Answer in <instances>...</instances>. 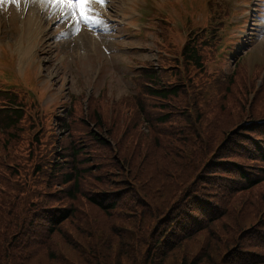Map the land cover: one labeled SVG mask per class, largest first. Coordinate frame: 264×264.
Segmentation results:
<instances>
[{
  "label": "trees",
  "instance_id": "1",
  "mask_svg": "<svg viewBox=\"0 0 264 264\" xmlns=\"http://www.w3.org/2000/svg\"><path fill=\"white\" fill-rule=\"evenodd\" d=\"M183 51L186 60L196 67L202 66L197 49L188 47ZM146 66L148 69L140 71L139 91L115 101L111 112L108 103L98 99L89 103L90 109L87 114L83 112L79 100L72 101L65 113V115L68 113L69 118L63 125V132L61 124L63 122L58 120V125L61 127L60 135L52 137V141L56 142V154L52 164L40 161V158H46L48 153L46 149L37 148V160H34L36 168L61 176V184L65 186L63 193L67 197L66 204L45 210L25 206L24 201L15 194L20 188L21 179L19 180L17 174L7 167V162L0 158V183L4 181L7 185L4 190L6 194L0 197L2 207L0 219L10 220L14 228V232L8 236L11 245L0 242V264H71L70 262L94 264L90 257L94 253L98 258L102 249L97 237H94L92 243H85V247L84 243H81L79 260L73 257L69 230L79 221L75 219L78 211L76 205L78 196L85 197L111 220L121 221V213L138 214L139 218L132 221L131 229L145 225L146 233L142 234L141 244L149 246V242H152L150 251L153 252L154 259L149 257L151 254L143 250L139 251L141 253L139 255L135 246L138 234L133 231L134 234L130 235L133 242L129 245L132 246V252L135 248L134 253L138 254L137 261H131L133 264H161L167 256L173 254H175L174 259L170 264H264V251L263 254L250 252L249 256L246 244L238 239L242 230L244 232L256 223L264 225V214L258 219L264 207L258 209L254 220L248 226L244 218L248 196L241 197L235 213L230 210L231 201L228 196L233 198L238 192H252L256 188L259 191L262 189L260 192L264 197V187L259 186L264 183V167L261 168L264 165V136L257 145L245 134L242 137L250 143L252 150L246 154L240 151L245 161H236L235 166L228 164L224 169V173L229 174L232 185L227 183L223 185L226 193L229 194L225 203L218 200L221 205L216 210H212L211 205H218L217 202H212L217 200L218 190L215 189L217 182L211 181L210 175L205 170L199 174L196 181L195 177L190 181L184 174V168H178L174 162L168 169H159V172L149 169L151 168L149 163L146 164L148 168L146 166L141 168L130 156H126L125 146L130 143L136 144L137 139L142 135L152 143L164 136L178 138L182 133L190 137H198L202 134L203 118L210 109L207 94L202 91L206 88L204 78H199L198 83L202 84H197L191 76L182 75L179 69L166 70L150 63ZM238 70L237 68L231 73L222 71L215 81L214 85L218 91H221L222 96L226 94L222 100H217L219 103L227 97L240 94L241 90L245 89L242 82L235 83ZM241 75L246 85V74L241 71ZM9 97L14 98L12 95ZM76 103L80 105L79 108ZM23 116L20 110L10 108L1 110L2 134L9 135L15 132L13 136H17L20 129L19 121ZM90 122L95 123V126L92 127ZM247 127L245 126L240 133L257 128L255 125ZM77 131L81 133L76 136ZM238 131L237 135L240 134ZM13 136L1 138L3 141L6 140L5 146L10 145ZM26 149L32 159L35 153L29 147ZM102 162L106 167H110V162L116 163L118 168L123 166L126 181L130 185L125 184L130 188L127 198H122V190H116L113 199L108 197L98 199L96 195L84 194L79 190V181L86 176H92L94 173L93 179L96 182L95 174ZM132 177L138 182L134 183ZM97 179L101 178L98 176ZM186 183L190 186L179 188L180 184ZM132 188L136 191H132ZM213 188L215 191L210 192ZM94 190L96 194L110 193L97 188ZM2 191L0 188V194ZM113 231L118 235L123 234L120 228H114ZM254 231L253 229L249 233ZM256 233L260 234L258 230ZM194 237L198 239L200 252L192 256L187 252L182 253L186 243L192 241ZM216 239H220L217 242L222 245L219 251L212 241ZM258 241L259 244L256 246L264 247V234ZM75 246L79 247L76 244ZM123 251L118 256L127 258L128 251H125V248ZM58 253L62 254L60 258ZM157 256L163 258L160 260ZM212 258H215L214 261ZM65 259L66 262L62 261ZM113 262L118 264L116 261ZM106 263L109 264L106 260L102 262L97 259L95 264Z\"/></svg>",
  "mask_w": 264,
  "mask_h": 264
},
{
  "label": "rangeland",
  "instance_id": "2",
  "mask_svg": "<svg viewBox=\"0 0 264 264\" xmlns=\"http://www.w3.org/2000/svg\"><path fill=\"white\" fill-rule=\"evenodd\" d=\"M119 1L120 0H107L106 6L95 4L94 7L97 8V6H101L105 8L109 14H112L117 12ZM155 1L156 0H153V2ZM244 1L247 2L248 0ZM35 4L41 7L39 0H30L29 5L36 6ZM15 7L16 5H13V8H9L8 0L7 2L0 3V32L2 28H4L6 32L10 30L13 37L21 32V26L16 22V16L19 11H17L13 18ZM43 10L49 15V10L46 7H43ZM260 10L261 17L258 18L257 21L251 20L253 18L252 13L249 14L250 16H248V20H246L244 18L248 13L246 10H241V15L235 20L243 24L235 29V33L240 34L242 37L238 38V40H243V44H236V39H234L231 44L232 46L236 44L235 48L243 50L241 54H244L243 63L246 66L247 64L249 66L253 65V67L255 65H260L264 60V0H262ZM154 11L155 9L152 8L149 13L152 14ZM141 13L140 11V14ZM52 18L54 21L58 20L57 15H53ZM52 18H50V21H53ZM232 19H235V16L232 17ZM64 22L68 26L67 32L60 31L64 26L63 23L59 21L52 22L53 25H48V29H54L56 34L55 39H51L48 34L43 37L44 41L41 42V40H39L41 37L40 33H35L32 36L30 33H23L24 36H31L30 42L34 45L32 48L27 49V57L33 58L37 50L41 52L48 45L47 49L49 53L48 55H43V58L46 59V66L50 65L49 68L52 69L49 74L53 76V78H57V73H54V70L59 73L57 79L59 87L54 97L60 98L66 103L64 108H61L59 111L60 116L66 113V109L70 103L69 100H78V97L83 95L81 94L83 90L82 82L78 74L79 59L81 69L90 75L94 67L91 53L92 48H89L91 45H93L94 51L101 56L100 59L95 60L99 61L101 65L98 66V78L96 83L95 79L93 83V85H95L94 95L106 89L110 96L120 98L123 95L134 94L139 91L140 71L137 69L143 62H149L151 64L156 63V67L166 70L179 69L181 74L185 71L188 75L184 76H191L197 84H202L198 83L199 78L205 79L206 88L202 91L207 94L210 109L206 117L203 118L201 135L198 137H190L182 133L178 138L164 136L162 139L158 138L157 141H153V143L150 139L142 135L137 139L136 144L130 143L125 146L127 147L126 156H130L141 168L149 163L151 165L149 169L155 172H159V169H168L174 162L178 168H184V174L188 176L190 181H193L194 177L196 181L199 174L205 170V172L210 175L209 179L213 182H217L215 185V189L218 190L217 200H212V202H217L218 205H211V209L216 210L218 206L221 205L218 200L225 203L226 196L229 193H226L223 185L225 183L232 185V180L228 176L229 174L224 173V169L227 168L228 164H234L235 166L236 161H245L240 151L242 154H246L252 150L250 143H247V140L242 137H244L245 134L257 145L262 141L264 136L262 135L264 134V124H253L252 126L255 125L257 128L251 131L246 130V133H240L241 130L245 129V126H247L243 125L245 120L264 118V88L262 89L260 86V88L256 90L255 83H250L248 81L245 85L241 75V71L246 74L245 69L240 68L235 77V83L242 82L245 89H242L240 94L227 97L222 103L217 101L222 100L226 94L222 96L221 91H218L215 87L214 83L216 79L212 78V70H217V72H222L223 70L224 72L227 67L229 69L235 68L237 64L235 55L237 53H233L229 58H226L225 55L221 64L216 65L217 53L215 46H211L212 49H210L209 46H204V61L207 65L205 69L196 72L195 69L192 71L189 67L183 64L181 65L178 61L179 59L170 57L168 54L171 52L179 54V48L187 42L188 36L186 33L176 36L175 33L169 29L167 32L170 35L165 39L169 42L167 48H163V52L158 55L159 59L156 60L157 53L156 56L154 55L156 49L155 46H153V41H151V39H155V36L151 34L152 32L142 37V30L138 29L134 30V32L131 31V33H127L125 36H121L125 31L119 27H115V32L108 28V30L103 33L101 31L103 25H94L91 29L86 25H82L81 30L73 34V26L70 18L65 17ZM147 22L148 20H145L144 23L147 24ZM6 36H8V34H6ZM48 36L49 38L46 39ZM251 36H253V39ZM78 42H80L79 45L75 46ZM232 46H230V48H233ZM0 49V62L3 64V75L6 82L15 83L16 81V84L27 85L31 91L34 90L38 95L40 93V96H42L43 93H46L47 96L49 93L54 92H49L50 83L44 75L37 72V65L35 63H26L24 67V63L19 65L17 61V66L20 70L24 67L22 73L26 72V79L23 80L17 74V56L14 54L12 55L5 45H1ZM233 51V49L230 50V53ZM169 58H171V60H169ZM235 69H237V67ZM248 76L251 80L257 79L252 77L249 72ZM163 80L166 81V79ZM76 106L78 108L80 107L79 104H76ZM84 117L86 118L85 115ZM68 118L69 116L67 113L60 119V121L63 122L61 123L62 132L63 125L67 123ZM56 121L58 122L52 115H34L33 112H30L28 117L21 123L17 136H13L15 132L4 135L0 130V158H2L4 162H7V167L11 168L13 173L17 174L19 180L21 179L19 184L20 188L15 194L17 198L23 200L25 206L29 208L37 207L45 210L48 208L61 207L63 204H66L67 201V197L63 193L65 186L61 184V176L59 174H50L40 171L36 168L34 163V160H37V148L46 149L48 153L46 158H40L41 162L44 163V161H46L47 164L53 163V158L56 154V142L52 141V137L54 135H60L61 129ZM237 130H239V135L236 133ZM80 133V131H77L75 135L77 136ZM33 134H35V136H33ZM4 136H13L9 146H5L6 140L3 141L1 139L4 138ZM36 136L40 141H37ZM28 147L35 153L32 159L26 149ZM236 150H238V154L235 153ZM114 157H116L115 153ZM118 162L117 160V163ZM109 164L110 167H106L103 162L101 163L98 172L95 174L96 182L93 179L94 173L92 176L89 175L86 176L85 179H80L79 190L84 194L96 195L98 199L102 197L113 199L116 196L114 192L116 190H122V198H127L130 188L126 187V185L129 184L126 181V173L123 170V166L118 168L116 167V163L110 162ZM155 164L157 167H155ZM146 168L148 167L146 166ZM94 172H96V170ZM98 176L101 179H97ZM201 177L202 176H200V178ZM132 179L135 180L134 183L138 182L134 177H132ZM189 186L190 185L187 183L180 184L179 188L184 189ZM259 186L263 188L264 183L259 184ZM0 188L3 190L0 197H3L6 194L4 190L7 188L4 181L0 183ZM95 188L110 193L96 194ZM215 189H211L210 192H214ZM261 190L262 189H260V191ZM132 191L136 190L132 188ZM260 191L255 188L252 192H238L233 198L228 195L229 201H231L230 210L234 213L238 201H241V197L248 196L247 204L244 208V218L248 226L249 223L254 220L258 209L264 207V197L261 196ZM128 200L130 201L129 197ZM76 205L78 206V211L76 212L75 219L79 220V224H73L69 230L70 242L72 243L71 248L73 249V257L75 260H79L78 257L82 248L81 243H84L85 247V243H92L94 237H97L99 242H101L102 249L100 250L98 258L94 253L92 254L90 257L92 263L95 264L97 259H99V261L102 262L106 260L109 264H113V261H116L118 264H121L123 261L126 262L122 264H133L132 262H134L138 256L137 253H134L135 248L132 252V246L130 247L129 245L133 242L130 238V235L134 234L133 231L138 234L135 246L137 247L136 250H138L139 255H141L139 251L143 250L151 254L149 257L153 256V252L150 251L152 249V242H149V246L141 244V240H143L142 234L146 233L145 225H140L134 230L131 229L132 221L138 220L139 218L138 214L121 213V221L117 219L111 220L110 217L105 216L96 205L91 204L85 197L78 196ZM0 210H2L1 206ZM263 214L264 210L258 215V219H260ZM139 222H141V220ZM257 224L258 223L247 228L244 232L242 230V233L238 236V239L246 244L249 256L250 252H259L263 254L264 251V247L256 246V244H259L258 239L264 234V225ZM243 227L245 228L246 226L243 224ZM114 228H120L123 234L118 235L116 231H113ZM125 228L128 229L126 230ZM253 229L255 231L249 233V231ZM257 230L260 234L256 233ZM13 232L14 228L10 220L0 219V242H5L8 246L11 245L8 241V236ZM215 233L220 234L221 232L215 231ZM217 240L219 241L220 239L212 241L214 245H216V250L219 251L222 245L218 243ZM75 244L79 247L75 246ZM124 248L125 251L129 253L127 258L126 256L122 258L118 256L122 254L121 252H124ZM199 248L198 239L194 237L192 241L186 243V248L182 253L187 252L192 256L200 252ZM68 250L70 251V247ZM61 255V253H58V258H60ZM173 255L167 256L161 264H170L174 259ZM139 257L141 258V256ZM157 257H159L160 260L163 258V256ZM152 259L154 258L152 257ZM214 259L215 258H212L213 261ZM62 261L66 262V259ZM70 263L73 264L72 262Z\"/></svg>",
  "mask_w": 264,
  "mask_h": 264
},
{
  "label": "snow or ice",
  "instance_id": "3",
  "mask_svg": "<svg viewBox=\"0 0 264 264\" xmlns=\"http://www.w3.org/2000/svg\"><path fill=\"white\" fill-rule=\"evenodd\" d=\"M4 2L7 0H0V3ZM15 2L19 4L20 0H15ZM29 2L30 0H25V3ZM39 3L49 10L50 17L59 14L60 18H70L73 34L78 33L82 25L91 29L94 25L105 23L102 14L94 5L106 6L107 0H39Z\"/></svg>",
  "mask_w": 264,
  "mask_h": 264
},
{
  "label": "bare ground",
  "instance_id": "4",
  "mask_svg": "<svg viewBox=\"0 0 264 264\" xmlns=\"http://www.w3.org/2000/svg\"><path fill=\"white\" fill-rule=\"evenodd\" d=\"M36 6L32 5V7H30L28 9V11L26 12V15L28 13V15L26 16V29H27V33H31L32 31V27L35 25H39V26H43L46 23V13L45 12H40V9H42V5L40 7V5L35 4ZM17 12L14 11V15L13 17H15ZM46 29V27L42 28V31H44ZM80 42L76 43L75 46H78ZM18 50H24L25 49V45L20 43L18 45Z\"/></svg>",
  "mask_w": 264,
  "mask_h": 264
}]
</instances>
